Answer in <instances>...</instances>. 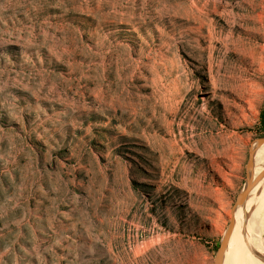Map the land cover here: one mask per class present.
<instances>
[{
    "label": "rangeland",
    "instance_id": "374dc122",
    "mask_svg": "<svg viewBox=\"0 0 264 264\" xmlns=\"http://www.w3.org/2000/svg\"><path fill=\"white\" fill-rule=\"evenodd\" d=\"M263 121L264 0H0V264H216Z\"/></svg>",
    "mask_w": 264,
    "mask_h": 264
},
{
    "label": "bare ground",
    "instance_id": "6f19581e",
    "mask_svg": "<svg viewBox=\"0 0 264 264\" xmlns=\"http://www.w3.org/2000/svg\"><path fill=\"white\" fill-rule=\"evenodd\" d=\"M255 145L253 147L255 151L254 160H255V168H256L254 169V171L256 170L257 172V169L260 167V165L264 163V143L259 144L258 146H255ZM263 172L264 170H262V168L259 169L258 175H257V181L255 179V174H254L253 179H252V183L254 185L253 189L251 190L246 200L244 201L245 203L243 205L242 203L239 204L233 212L232 218L235 220V223H234L233 231L230 234L228 246L223 256L221 264H261L262 263V262L260 263L259 262L260 260L258 261V258L255 256V254L258 253V250L254 249L250 244V243H255V241L251 240L249 237H246V236L242 237L243 234L244 235L246 234L245 233L246 231L242 230V227H241L242 224L241 225L239 224L240 223L239 219L242 216L241 209L243 208L246 214L247 211L252 206L254 196L259 191L258 184L260 183Z\"/></svg>",
    "mask_w": 264,
    "mask_h": 264
},
{
    "label": "water",
    "instance_id": "95a60500",
    "mask_svg": "<svg viewBox=\"0 0 264 264\" xmlns=\"http://www.w3.org/2000/svg\"><path fill=\"white\" fill-rule=\"evenodd\" d=\"M263 143H264V138L259 141V144H263ZM254 154H255V151H254V149H252L251 153H250L249 163H248V167L251 170H253V167H254L253 166L254 165ZM262 176H264V172H263ZM253 186H254L253 183L248 184L246 189L240 194V196L238 198V201H237V204H236V206L233 209V212H234V210L237 208V206L239 204L243 203L246 200L247 196L249 195V193L253 189ZM234 223H235V220L232 218L231 219V225H230V228L228 230V233H227L224 241L222 242V245H221V247H220V249H219V251L217 253V256H216V259H215L216 264H221V262H222L223 256H224L225 251H226L227 246H228V241H229L230 234L233 231Z\"/></svg>",
    "mask_w": 264,
    "mask_h": 264
},
{
    "label": "trees",
    "instance_id": "16d2710c",
    "mask_svg": "<svg viewBox=\"0 0 264 264\" xmlns=\"http://www.w3.org/2000/svg\"><path fill=\"white\" fill-rule=\"evenodd\" d=\"M263 125H264V121H263Z\"/></svg>",
    "mask_w": 264,
    "mask_h": 264
}]
</instances>
